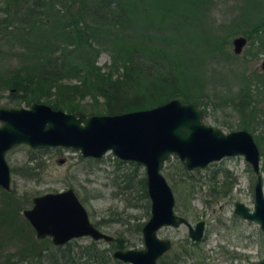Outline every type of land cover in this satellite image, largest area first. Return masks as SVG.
Returning <instances> with one entry per match:
<instances>
[{
    "label": "trees",
    "instance_id": "1",
    "mask_svg": "<svg viewBox=\"0 0 264 264\" xmlns=\"http://www.w3.org/2000/svg\"><path fill=\"white\" fill-rule=\"evenodd\" d=\"M216 1L0 0V89L7 91L5 103L34 100L66 111L119 113L177 96L196 105L230 107L236 114L237 128L251 133L257 130L254 139L264 156V71H246L239 53L225 46L228 35L239 33L253 47V55L264 51V0H239L237 9L248 4L253 17L237 19L236 12L218 28L207 16ZM145 12L154 14L143 23L140 16ZM202 23H209L213 31L202 47L208 69L200 75L187 72L184 40L188 24L195 28ZM225 27L229 30L224 34H215ZM100 51L109 56L105 70L96 64ZM221 70L232 75L235 90L212 75ZM72 77L78 82H66ZM218 83L229 92L216 90ZM84 95L89 96L86 102L81 100ZM176 167L182 172L179 175H188L180 161ZM32 168L25 165L23 171L29 175ZM133 174H124V187L135 186L147 214L144 173L136 179ZM224 180L219 189L210 192L213 198L229 190L231 184ZM24 197L28 199L12 186L0 188V264H128L99 248L94 239L80 244L77 237L54 245L48 237L33 238L28 221L23 219L25 227L18 217V199ZM124 242L120 236L108 241L114 249L124 248ZM7 243H12V249L6 248ZM193 244L184 241L180 250L163 254L156 264H182L184 256L194 253L189 247Z\"/></svg>",
    "mask_w": 264,
    "mask_h": 264
},
{
    "label": "water",
    "instance_id": "2",
    "mask_svg": "<svg viewBox=\"0 0 264 264\" xmlns=\"http://www.w3.org/2000/svg\"><path fill=\"white\" fill-rule=\"evenodd\" d=\"M246 37L231 38L232 52L239 53ZM264 70V59L261 62ZM25 144L33 149L60 146L77 150L83 157L99 158L110 152L120 161L143 166L148 215L140 226L141 247L115 248L111 256L128 264H155L171 246L156 230L163 226L187 225V234L199 240L203 220L193 227L174 209V195L161 172L164 161L176 156L184 169L204 167L225 156L240 155L254 174L252 205L232 203L231 213L257 224L264 240V192L259 170L260 152L250 131L244 128L221 130L203 120V110L193 101L177 96L156 105L119 113H85L52 107L43 101L27 104L0 103V188H10L11 175L5 153ZM21 214L36 238L48 237L54 245L71 238L88 236L110 241L112 236L89 220L71 187L31 196ZM248 264H264V258Z\"/></svg>",
    "mask_w": 264,
    "mask_h": 264
},
{
    "label": "rangeland",
    "instance_id": "3",
    "mask_svg": "<svg viewBox=\"0 0 264 264\" xmlns=\"http://www.w3.org/2000/svg\"><path fill=\"white\" fill-rule=\"evenodd\" d=\"M147 1V0H146ZM239 0H217L210 11L208 19L213 27H219L221 23H227L232 14L236 12L237 19L253 17L252 8L245 4L237 9ZM140 16V21L146 23L150 19L145 12ZM207 19L204 18V23ZM202 23L193 28L188 24L186 28L187 39L184 40L185 56L188 58L187 72L205 74L207 72L206 53L202 52L203 45L212 33L209 23ZM228 29L215 32L217 35L224 34ZM239 33L228 35L225 46L231 51V38ZM253 53V47L249 46L247 40L242 46L239 59H244L245 70L261 72V62L264 59V51ZM200 60L202 61L200 63ZM109 56L105 51H100L96 57V64L100 70L107 69ZM9 64H12L10 61ZM235 67L238 69V65ZM219 71V75L212 73L218 80L223 81L235 90V84L231 82L230 73ZM66 82L77 83L72 77ZM219 84V83H218ZM216 84V90L229 92L224 84ZM222 92V93H223ZM7 91L0 89V103H5ZM82 102L89 100L84 95ZM45 102V101H43ZM264 103V100H263ZM23 104V103H21ZM202 110L203 120L207 124L219 127L223 131L236 129L237 117L230 107L212 108L210 104L197 105ZM257 133L253 131L252 135ZM258 146V145H257ZM260 152V146H258ZM40 149V148H39ZM33 158L30 159L29 157ZM5 159L9 165L12 186L19 194L28 196L19 198L22 208L29 207L31 196L45 191H55L65 187H71L78 199L83 204L88 218L97 227L112 236H120L125 240V247H141L140 225L147 217L135 186L125 189V176L127 172L134 173L136 179L143 172V166L131 161L118 163L112 153L106 152L99 158L83 157L77 150L53 146L42 150L33 149L25 144H19L5 153ZM120 161V160H119ZM179 160L176 156H169L161 167V172L172 188L174 195L173 209L177 214L186 218L191 225L195 221L204 220L202 237L189 245L194 253L183 257L182 264H248L249 261L264 258L263 235L257 224L237 217L231 213L232 203L240 200L249 207L252 205V183L254 174L249 165L240 155L225 156L219 160L212 161L204 167H196L186 170L188 175H179L176 165ZM25 165L33 167L31 174H25ZM12 170V171H11ZM259 170L262 177V188L264 192V156L260 155ZM144 173V172H143ZM231 184L229 190L217 198L210 195L213 188L219 189L221 182ZM19 210V220L25 219ZM27 221V220H26ZM25 227L28 226L23 221ZM5 234V233H3ZM157 236L166 237L171 240L172 246L167 252L169 255L173 250H180L184 241H191L187 234V225L180 224L176 227L163 225L156 231ZM2 235V234H1ZM32 237L38 239L32 231ZM92 240L88 236L78 239L80 244ZM99 248L108 250L109 254L114 250L108 241L95 240ZM8 245V246H7ZM6 248L12 249V243H7ZM23 264H29L28 261Z\"/></svg>",
    "mask_w": 264,
    "mask_h": 264
},
{
    "label": "flooded vegetation",
    "instance_id": "4",
    "mask_svg": "<svg viewBox=\"0 0 264 264\" xmlns=\"http://www.w3.org/2000/svg\"><path fill=\"white\" fill-rule=\"evenodd\" d=\"M170 187H171V186H170ZM65 188H66V187H65ZM171 189H172V188H171ZM147 198H148V197H147ZM173 206H174V205H173ZM194 223H195V222H194ZM141 224H142V223H141ZM141 224H140V226H141ZM190 225H191V224H190ZM193 225H194V224H193ZM193 225H191V226L193 227ZM140 226H139V230H140ZM172 227H174V226H172ZM159 228H160V227H159ZM159 228H158V229H159ZM203 228H204V220H203ZM158 229H157V230H158ZM157 230H156V231H157ZM202 234H203V229H202ZM202 234H201V237H202ZM110 235H111V234H110ZM111 236H112V235H111ZM188 237H189V236H188ZM201 237H200V238H201ZM112 238H113V236H112ZM168 239H169V238H168ZM189 239H190V238H189ZM169 240H170V239H169ZM170 241H171V240H170ZM191 241H193V240H191ZM196 241H198V240H196ZM196 241H193V242H196ZM171 246H172V243H171ZM171 246H170V248H171ZM170 248H169V249H170ZM169 249H167L163 254L167 253V252L169 251ZM163 254H162V255H163ZM162 255H161V256H162ZM161 256H159V257H161ZM159 257H158V258H159ZM158 258H157V260H158ZM157 260H156V262H157ZM122 262H123V261H122ZM156 262H155V264H156Z\"/></svg>",
    "mask_w": 264,
    "mask_h": 264
}]
</instances>
